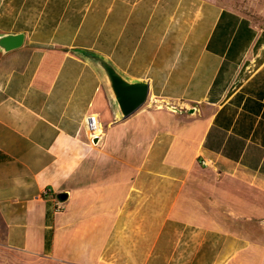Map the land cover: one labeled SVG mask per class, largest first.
Segmentation results:
<instances>
[{
    "label": "crops",
    "instance_id": "obj_1",
    "mask_svg": "<svg viewBox=\"0 0 264 264\" xmlns=\"http://www.w3.org/2000/svg\"><path fill=\"white\" fill-rule=\"evenodd\" d=\"M18 33L0 264H264V0H0ZM102 62L148 84L126 118Z\"/></svg>",
    "mask_w": 264,
    "mask_h": 264
},
{
    "label": "water",
    "instance_id": "obj_2",
    "mask_svg": "<svg viewBox=\"0 0 264 264\" xmlns=\"http://www.w3.org/2000/svg\"><path fill=\"white\" fill-rule=\"evenodd\" d=\"M23 36L22 33L0 35V53L19 47L23 42ZM102 64L116 93V101L122 113V117L126 118L146 102L148 84L138 80L127 83L120 78L108 64L104 62H102ZM59 198L63 200L65 194H60Z\"/></svg>",
    "mask_w": 264,
    "mask_h": 264
},
{
    "label": "built area",
    "instance_id": "obj_3",
    "mask_svg": "<svg viewBox=\"0 0 264 264\" xmlns=\"http://www.w3.org/2000/svg\"><path fill=\"white\" fill-rule=\"evenodd\" d=\"M84 126L90 137L96 138L101 134V126L99 125L94 114H88L85 116ZM202 163L204 165L208 164V162H205L204 160H202Z\"/></svg>",
    "mask_w": 264,
    "mask_h": 264
}]
</instances>
